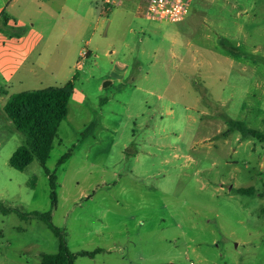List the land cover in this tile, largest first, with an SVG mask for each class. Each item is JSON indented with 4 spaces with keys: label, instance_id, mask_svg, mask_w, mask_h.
I'll use <instances>...</instances> for the list:
<instances>
[{
    "label": "rangeland",
    "instance_id": "rangeland-1",
    "mask_svg": "<svg viewBox=\"0 0 264 264\" xmlns=\"http://www.w3.org/2000/svg\"><path fill=\"white\" fill-rule=\"evenodd\" d=\"M147 2L81 0L57 21L66 35L38 22L35 73L0 81V206L49 213L76 264H264V142L230 124L264 133V0H194L174 23L145 19ZM69 82L46 163L54 205L37 159L10 166L25 137L4 106ZM58 251L42 220L0 209V264Z\"/></svg>",
    "mask_w": 264,
    "mask_h": 264
},
{
    "label": "trees",
    "instance_id": "trees-1",
    "mask_svg": "<svg viewBox=\"0 0 264 264\" xmlns=\"http://www.w3.org/2000/svg\"><path fill=\"white\" fill-rule=\"evenodd\" d=\"M74 93L73 82L67 83L64 87H49L42 90L24 91L9 97L4 112L12 122L16 131L23 134L25 143L18 147L10 158L9 164L18 171H24L37 159L43 166L50 179L51 198L53 204L57 203L56 178L50 175L46 169L53 144L57 138L58 130L63 120L68 116V107ZM233 129L238 131L242 139H255L264 142V133L248 128L239 121H230ZM70 153L65 154L59 161V165L65 163ZM238 193L252 195L254 190L239 189ZM4 214L16 213L21 219L26 220L37 217L42 220L48 228L59 239V251L56 254H43L41 264H76L77 256L69 251L65 234L55 227L49 213L40 214L21 213L17 209L0 206ZM79 253L82 257H93L99 253Z\"/></svg>",
    "mask_w": 264,
    "mask_h": 264
},
{
    "label": "crops",
    "instance_id": "crops-1",
    "mask_svg": "<svg viewBox=\"0 0 264 264\" xmlns=\"http://www.w3.org/2000/svg\"><path fill=\"white\" fill-rule=\"evenodd\" d=\"M78 1V7L75 2ZM81 0H0V81L8 85L21 71L35 73V62H29L39 52L44 31L38 22L60 29L66 35L67 29L56 26L59 19L71 15L69 26L79 15Z\"/></svg>",
    "mask_w": 264,
    "mask_h": 264
},
{
    "label": "built area",
    "instance_id": "built-area-1",
    "mask_svg": "<svg viewBox=\"0 0 264 264\" xmlns=\"http://www.w3.org/2000/svg\"><path fill=\"white\" fill-rule=\"evenodd\" d=\"M194 0H148L143 17L153 22H179L189 13ZM125 0H102L107 11L121 6Z\"/></svg>",
    "mask_w": 264,
    "mask_h": 264
}]
</instances>
